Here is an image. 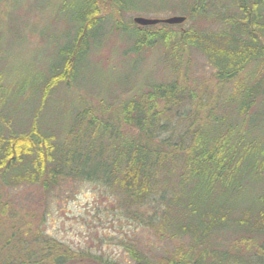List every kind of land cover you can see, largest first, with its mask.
Segmentation results:
<instances>
[{
  "label": "trees",
  "instance_id": "obj_1",
  "mask_svg": "<svg viewBox=\"0 0 264 264\" xmlns=\"http://www.w3.org/2000/svg\"><path fill=\"white\" fill-rule=\"evenodd\" d=\"M111 1L120 13L146 5ZM159 1L163 8L164 0ZM174 5L188 26L161 24L168 32L134 22L114 27L130 42V53L162 49L169 67L176 55L195 50L215 69L221 90L233 86L230 103L174 81L136 93V99L115 107L108 120L91 108L78 112L64 140L43 129L40 114L53 87L69 77L81 80L92 47L106 33L108 19L99 18L96 0H76L68 12L70 32L56 52L50 76L37 88L38 106L30 112L29 126L18 132L14 118L0 119V253L3 247L13 249L16 238L17 244H28L29 235V226L16 222L18 215L2 197L5 189L40 185L49 191L72 179L102 184L121 198L120 205L136 222L161 235L190 240L161 259L130 244L132 264H264V197L258 207L250 206L256 188H264V0H178ZM251 65L254 72L247 78ZM173 71L176 78L180 68ZM23 89L18 88L19 96ZM0 93V108L11 109L9 101L17 94L7 95L6 88ZM226 107L227 116L220 115L218 110ZM123 126L136 133H123ZM172 171L178 180L170 176ZM209 180L205 192L183 193ZM245 184L253 197L243 200ZM212 192L223 195L209 199ZM231 230L239 237L222 250L215 247L219 234ZM4 232L10 239L2 242ZM34 239V249L24 247L27 254L10 249L9 258L18 264H111L103 257L78 255L56 241Z\"/></svg>",
  "mask_w": 264,
  "mask_h": 264
},
{
  "label": "rangeland",
  "instance_id": "obj_2",
  "mask_svg": "<svg viewBox=\"0 0 264 264\" xmlns=\"http://www.w3.org/2000/svg\"><path fill=\"white\" fill-rule=\"evenodd\" d=\"M75 1L0 0V90L6 88L7 95L13 92L17 94L14 101H9L11 109L3 111L0 108V119L14 118L18 132L27 129L31 119L30 112L33 107L38 106L37 88L42 87L50 76V70L56 63V52L63 46L66 35L70 32L68 12ZM136 1L131 0V4ZM138 1L146 5L120 13L111 0H96L99 18L108 19L104 25L106 33L99 39L100 46L92 47V52L83 65L81 80L77 82V78L71 80L69 77L53 87V93L40 114L42 128L47 127L58 139L69 137L68 130L78 112L91 108L108 120L115 107L133 97L136 99L138 96L134 95L138 92H149L152 85L178 81L180 85L186 84L193 93L208 92L213 98L218 94L220 101L230 103L233 86H225L221 90L214 77L215 69L195 50L189 49L184 55H176L173 67L165 62L162 49H144L138 54L129 52L130 42L122 38L123 35L114 26H132L136 17H183L180 10L174 7L178 0H164L163 8L158 4L159 0ZM186 22L183 24L185 27L189 24V21ZM156 27L158 31L169 30L160 25ZM254 67H248L245 77H250ZM178 68L180 71L175 78L173 70ZM243 76L244 73L242 81ZM21 87L24 92L19 96L18 88ZM228 109H220L218 113L227 116L228 113L225 112ZM9 110L12 112H7ZM122 131L125 134L136 133L125 126ZM170 176L173 180L179 178L174 171ZM209 182L210 180L206 186L198 181L197 186L187 187L183 193L190 196L194 191L192 189L205 192ZM245 187L246 184L240 194L243 200L253 197L252 192ZM219 188L223 193L227 192L225 186L219 185ZM256 189L254 203H250L252 207H258L259 198L264 197V188L259 186ZM223 193H209V199L218 198ZM235 195H232L231 203L236 200ZM2 197L13 207L14 214L18 215L16 222L22 221L21 227L24 224L29 226L26 230L30 236H27L28 244L24 246L19 242L17 244L16 238L12 241V244H16L13 249L3 247L0 253L1 264H18L9 258L8 251L21 250L27 254L25 248L36 247L32 242L34 238L43 242L56 241L78 255L86 253L84 256L91 258L103 257L105 262L111 264H132L127 250L130 244L136 245L154 259H161L175 249L187 246L190 241L188 237L161 235L153 228L136 222L120 205L121 198L113 190L98 183L68 179L60 181L57 187L49 191H45L40 185H22L5 189ZM226 198L228 200L227 195ZM8 235L4 232L2 242L10 239ZM238 237L233 230L228 235L219 234L215 247L219 246L222 250V246ZM32 252L38 253L37 250Z\"/></svg>",
  "mask_w": 264,
  "mask_h": 264
},
{
  "label": "water",
  "instance_id": "obj_3",
  "mask_svg": "<svg viewBox=\"0 0 264 264\" xmlns=\"http://www.w3.org/2000/svg\"><path fill=\"white\" fill-rule=\"evenodd\" d=\"M133 22L139 27H151L161 24L175 26L184 24L186 22V17L176 16L168 19H148L143 17H136L134 18Z\"/></svg>",
  "mask_w": 264,
  "mask_h": 264
}]
</instances>
